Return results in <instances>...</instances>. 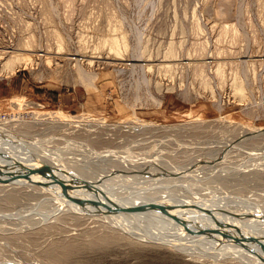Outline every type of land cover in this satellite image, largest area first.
<instances>
[{"label":"rangeland","instance_id":"rangeland-1","mask_svg":"<svg viewBox=\"0 0 264 264\" xmlns=\"http://www.w3.org/2000/svg\"><path fill=\"white\" fill-rule=\"evenodd\" d=\"M144 119L156 124L118 126ZM0 121L44 146L72 142L92 185L132 207L203 198L264 225V160L239 135L264 125V0H0ZM106 149L117 153H94ZM5 180L0 264H250L129 236L91 212L44 218L36 190Z\"/></svg>","mask_w":264,"mask_h":264},{"label":"bare ground","instance_id":"bare-ground-1","mask_svg":"<svg viewBox=\"0 0 264 264\" xmlns=\"http://www.w3.org/2000/svg\"><path fill=\"white\" fill-rule=\"evenodd\" d=\"M119 44L117 39H109V50H114L118 54ZM28 60L25 57L23 62L26 63ZM57 118L62 120L61 117L57 116ZM126 122L129 125L126 123L127 125L118 126L137 130L156 124V122L147 119ZM27 133L11 131L5 126L3 121H0V177L1 179L6 178L5 181H9L11 185L20 184L32 187L34 191L36 190L34 193L38 192L40 198L36 201L34 207H37V213H40V216L57 218L58 216L55 214L58 212L61 214L60 212L62 211L70 210L91 212L99 215L102 219H107L111 226L129 236L165 240L178 246L189 245L187 249L192 247L196 252H206L216 256L235 254L250 264H264V225L260 221L252 219L253 221H258V224L250 226L249 217L244 218L235 215L228 210L229 208L224 206L215 208L217 205L210 204V199L205 200L203 198H197V201L188 205H180L179 208L177 207L171 211H165L156 205L150 207V209L149 207H133L136 211L131 210L130 208L134 204L129 201L131 200L132 202V199H126L128 197H123L122 194H119V191L114 192L110 186L104 185L106 187H100L97 185L98 187H96L92 185L90 182L92 180L89 179V181L87 179L89 176L80 166V162L71 155L72 149L75 148L72 142L57 144L56 146L50 144L49 146L47 144L44 146L47 140L40 138L41 135L39 136L38 133L29 135ZM239 135L243 139L241 143L244 145L249 144L247 146L254 151L259 149L260 152L264 151L263 148H260V143L262 142L260 140H264L260 139L264 138V125H243ZM106 152L95 151L94 153L103 160H105L103 156L117 153L113 149H109V151L106 149ZM260 152L257 151L259 155L255 158L259 157L258 159L262 161L264 160V153L261 155ZM201 161L203 163L206 160L203 159ZM130 163L133 162H124L125 166H129ZM112 166H115V164H112ZM134 168L133 170H135ZM133 170L129 171L134 173ZM189 172L191 171H186L185 169L183 171L174 170L170 171L168 175L178 179L186 177ZM219 173L217 172V174ZM142 174L144 173L142 172ZM81 175L86 176L82 177ZM127 175L131 176V173ZM213 176L211 177L213 178ZM157 183L163 185L162 178L158 179V181L153 180L150 184ZM44 202L48 203L51 209H45V211L43 209V212H41V203L43 204ZM234 213H238V211ZM185 241L193 243L195 247L189 242L185 243Z\"/></svg>","mask_w":264,"mask_h":264},{"label":"water","instance_id":"water-1","mask_svg":"<svg viewBox=\"0 0 264 264\" xmlns=\"http://www.w3.org/2000/svg\"><path fill=\"white\" fill-rule=\"evenodd\" d=\"M130 209H131V210H134V211H136V209H135V208H133V207H132V208H130Z\"/></svg>","mask_w":264,"mask_h":264}]
</instances>
